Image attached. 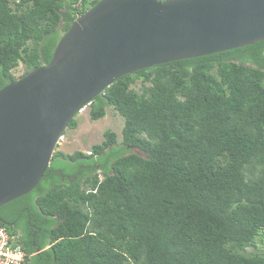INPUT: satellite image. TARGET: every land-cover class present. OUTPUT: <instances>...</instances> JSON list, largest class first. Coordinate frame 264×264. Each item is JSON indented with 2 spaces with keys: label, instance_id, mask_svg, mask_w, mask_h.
Here are the masks:
<instances>
[{
  "label": "trees",
  "instance_id": "obj_1",
  "mask_svg": "<svg viewBox=\"0 0 264 264\" xmlns=\"http://www.w3.org/2000/svg\"><path fill=\"white\" fill-rule=\"evenodd\" d=\"M99 1L0 0V91L21 65L20 78L49 65ZM90 107L92 121L124 118L122 140L108 130L89 155L57 151L7 204L23 215L0 225L25 264H264L248 251L264 234V40L125 75Z\"/></svg>",
  "mask_w": 264,
  "mask_h": 264
},
{
  "label": "water",
  "instance_id": "obj_2",
  "mask_svg": "<svg viewBox=\"0 0 264 264\" xmlns=\"http://www.w3.org/2000/svg\"><path fill=\"white\" fill-rule=\"evenodd\" d=\"M264 40V0H100L49 65L0 91V208L38 187L70 123L119 78Z\"/></svg>",
  "mask_w": 264,
  "mask_h": 264
},
{
  "label": "rangeland",
  "instance_id": "obj_3",
  "mask_svg": "<svg viewBox=\"0 0 264 264\" xmlns=\"http://www.w3.org/2000/svg\"><path fill=\"white\" fill-rule=\"evenodd\" d=\"M25 72V67L21 65L15 70V75L21 77ZM134 89L141 91L142 84L139 81L132 86ZM90 105L87 106L77 116L78 128L75 130H67L64 136V141L59 145L57 151H62L66 154H73L74 152L89 153L93 145L101 144L104 141V132L111 130L118 135L119 141L122 140V129L124 127V118L117 113L114 108L107 109V116L99 121H92L90 119ZM137 152V150H135ZM256 247H250L248 251L264 252V234L259 237L256 242Z\"/></svg>",
  "mask_w": 264,
  "mask_h": 264
},
{
  "label": "built area",
  "instance_id": "obj_4",
  "mask_svg": "<svg viewBox=\"0 0 264 264\" xmlns=\"http://www.w3.org/2000/svg\"><path fill=\"white\" fill-rule=\"evenodd\" d=\"M64 136L59 140V145ZM88 154H91L89 152ZM101 180H102V176ZM29 255L17 241V235L10 233L6 226L0 225V264H25Z\"/></svg>",
  "mask_w": 264,
  "mask_h": 264
},
{
  "label": "flooded vegetation",
  "instance_id": "obj_5",
  "mask_svg": "<svg viewBox=\"0 0 264 264\" xmlns=\"http://www.w3.org/2000/svg\"><path fill=\"white\" fill-rule=\"evenodd\" d=\"M8 207H9V206H8ZM5 214H6V215H7V214H10L11 217L13 216V217L15 218L14 221L10 222V224H11L12 227H17L18 222H19V220L22 218V215H23L22 213H20V214H18V215L16 216V214H15L14 212H12L10 208H9V210H8V208H7V204H6V207L3 206V207L0 208V218H2V216H4ZM18 231H19V233L21 232L20 230H18Z\"/></svg>",
  "mask_w": 264,
  "mask_h": 264
},
{
  "label": "clouds",
  "instance_id": "obj_6",
  "mask_svg": "<svg viewBox=\"0 0 264 264\" xmlns=\"http://www.w3.org/2000/svg\"><path fill=\"white\" fill-rule=\"evenodd\" d=\"M83 110H84V109H83ZM83 110H82V111H83ZM82 111H81V112H82ZM81 112H80V113H81ZM65 134H66V132L64 133V135H63V136H65ZM58 147H59V145H58ZM87 154H88V153H87Z\"/></svg>",
  "mask_w": 264,
  "mask_h": 264
},
{
  "label": "bare ground",
  "instance_id": "obj_7",
  "mask_svg": "<svg viewBox=\"0 0 264 264\" xmlns=\"http://www.w3.org/2000/svg\"><path fill=\"white\" fill-rule=\"evenodd\" d=\"M89 155V154H88ZM101 180V179H100Z\"/></svg>",
  "mask_w": 264,
  "mask_h": 264
}]
</instances>
